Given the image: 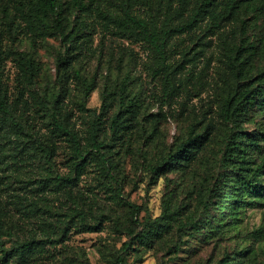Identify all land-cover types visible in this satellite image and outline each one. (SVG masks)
Segmentation results:
<instances>
[{
    "label": "rangeland",
    "instance_id": "rangeland-1",
    "mask_svg": "<svg viewBox=\"0 0 264 264\" xmlns=\"http://www.w3.org/2000/svg\"><path fill=\"white\" fill-rule=\"evenodd\" d=\"M62 2L66 14L75 20L80 12L74 1ZM102 2L107 4L108 0ZM25 17L11 0H0V39L4 43L0 74L10 103L27 131L0 130V220L14 232L7 247L16 239H42L60 225L67 234L57 244L37 249L26 264H116L115 257L130 241V229L140 231L136 222L161 217L170 204L177 215L176 230L183 235L181 248L175 253L166 245L128 249L124 254L126 264H216L247 247L252 250V263L264 264V204L247 209L238 221L222 226L227 223L224 214L231 207L226 187L220 186L225 182L215 184L212 203L200 199L202 189H207L215 177L232 175V170L208 162L205 167L200 160L188 168L187 174L170 171L168 165L159 171L157 179L152 172L170 150L176 149L192 124L198 123V128L209 125L211 137H215L205 151L210 162L224 134L219 103L226 86L225 57L221 40L206 31L207 24L172 38L168 44L171 59L160 68L145 46L114 39L101 27L96 14L88 13L92 41L76 63L83 82L94 83V90L87 96L72 73L64 82L59 81L56 56L60 41L50 37L45 40ZM17 53L35 59L41 70L35 84L22 78L24 68ZM167 72L171 73L170 83L166 81ZM122 91L127 100H140L146 138L144 142L134 134L124 138L129 141L124 145L121 140L109 144L106 151L117 166V185L115 180L104 184L94 161L75 186L58 189L55 179L43 180L57 174L68 177L71 171L70 144L56 136L50 126L53 105L56 103L60 117L83 137L85 144L92 118H105L103 96L116 99L110 117L119 106ZM58 93L61 97L55 98ZM41 143L54 145V168L45 164ZM112 190L122 197H115ZM127 204L141 210L135 223L130 220ZM77 207L89 225H97L96 230H84L79 217H75Z\"/></svg>",
    "mask_w": 264,
    "mask_h": 264
},
{
    "label": "trees",
    "instance_id": "trees-1",
    "mask_svg": "<svg viewBox=\"0 0 264 264\" xmlns=\"http://www.w3.org/2000/svg\"><path fill=\"white\" fill-rule=\"evenodd\" d=\"M11 1L25 14L27 21L37 27L41 37L60 41L61 49L56 56V66L61 74L59 81L64 82L66 75L70 77L72 73L81 82L83 93L87 96L94 90V83L87 79L88 82H83L76 63L86 45L92 41L88 13H95L101 27L114 39L145 46L153 56L154 64L160 68H165L166 62L171 59L168 44L172 38L189 34L201 29L202 24H207L206 31L213 32L221 40L225 57L226 86L219 103L220 117L225 126L224 134L219 139L218 150L213 153L210 162L205 151L215 137H211L209 125L198 128V123L192 124L176 149L170 150L163 162L152 168V172L156 173L157 179L159 171L168 165L170 171L187 174L188 168L191 169L200 160H204L205 167L208 162L214 167L232 170V175L215 177L213 181H216H211L209 187L202 189L199 194L202 201L212 203V197L217 192L215 184L225 182L220 186L226 187L231 207L224 214L227 223L222 226L238 221L247 209L264 204V0H108L107 4L102 0H73L80 12L75 20L66 14L62 0ZM3 49L4 43L0 39V57ZM17 56L24 68L22 78L29 84H35L41 74L35 59L26 53H17ZM170 74L166 73L168 83ZM122 93L119 106L113 109L110 117L109 113L116 99L103 96L102 117L105 115V118H92L88 124L85 144L83 137L60 117L56 103L53 105L49 113L50 126L56 136L70 144L71 171L68 177L57 174L55 178L43 180L50 182L55 179L58 189L75 186L93 161L96 162L100 179L105 180L104 184H111L109 181L115 180L117 166L106 151L109 144L121 140L124 145L129 142L124 138H132L134 134L140 135L139 138L144 142L146 138L140 119V100L137 97L127 100L124 91ZM54 97L60 98L61 95L58 93ZM4 128L27 132L10 103L0 74V130ZM41 144L45 164L54 168V145ZM114 183L117 185L116 180ZM112 193L117 198L122 197L117 190H112ZM127 206L130 208V220L135 223L141 210L134 204ZM176 216L170 204H167L161 217L153 221L136 222L140 231L130 229V241L124 243L121 252L115 257V263L126 264L124 254L128 249L166 245L169 252H178L183 235L176 230ZM75 217H79L84 230H96L97 225H89L80 207H77ZM123 226L124 229L127 228ZM54 227L55 232L42 239L38 236L16 239L7 247L14 232L0 220L2 264H26L37 249L57 244L67 234V229L60 225ZM251 254L250 247L235 250L228 259L219 260L216 264H253Z\"/></svg>",
    "mask_w": 264,
    "mask_h": 264
}]
</instances>
